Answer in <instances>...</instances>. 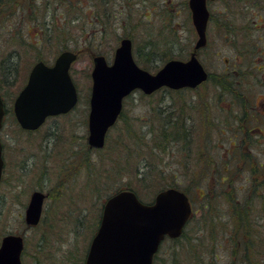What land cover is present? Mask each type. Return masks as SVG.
<instances>
[{"label":"rangeland","instance_id":"374dc122","mask_svg":"<svg viewBox=\"0 0 264 264\" xmlns=\"http://www.w3.org/2000/svg\"><path fill=\"white\" fill-rule=\"evenodd\" d=\"M75 1L80 4L82 22L79 18L78 22L72 20V26L62 24L64 18L80 14L75 9ZM125 1L110 0L103 7L116 17H110L107 24H89L92 0H14L11 13L4 12L5 17H0V90L8 109L0 129L4 158L0 181V240L7 233L23 234L21 264H84L103 204L116 187L140 186L138 197L151 202L166 187L160 185L171 181L161 180L158 169L153 170L157 176L155 183L148 178L136 179L135 169L140 177L148 168L144 156L150 168L152 160L158 161L163 177L174 176L181 189L188 187L194 213L186 227L187 233L192 237L202 234L203 245L211 241L208 231L212 227L204 221L207 208L214 214L219 210L215 239L221 247L217 248L220 256L215 264L229 262L226 250L229 244L218 233L221 225L230 221L225 216L229 201L236 197L255 206L261 199L255 196L253 200V193L248 197L246 194L253 191V185L256 191L264 193V165L260 166L264 164V29L262 32L252 29L251 20L250 24L246 23L248 27L239 31V21L234 19L237 22L233 25V34L238 41L243 33V37L250 38L255 59L251 54H243L233 64L232 54L237 56L238 51L242 54L247 47L237 49L225 41L213 22L207 28V45L197 55L214 76L220 75L228 61L231 62L233 76L241 72L240 89L233 87L231 91L228 85L222 86L217 81L212 82V89L208 81L195 89H161L150 95L134 90L123 100L121 115L108 131L104 146L88 148L92 56L101 53L110 63L120 39L130 37L138 65L155 72L169 57L188 58L197 38L187 0H129V10L117 7ZM258 1L261 3L256 6L263 12L258 16L262 19L264 0ZM219 3L220 0L212 1L210 9L220 6ZM29 10L32 15L28 19L24 14ZM44 23H53L52 29L41 30ZM64 25L69 27L68 33L63 31ZM97 29L106 31L95 40L87 41L84 34ZM65 42L68 49L78 52L70 66L78 91L77 104L67 114L49 117L36 130H23L13 113V100L39 57L51 63ZM73 43L80 48L72 47ZM143 62L151 67L146 68ZM153 108H161L165 119L172 117L170 110L175 112L176 117L185 120L184 128H190L189 134L181 136L169 152H162V160L150 151V145L135 148L139 127L147 130L160 116ZM206 173L208 178L204 179ZM33 190H41L46 195L39 222L27 228L24 214ZM174 243L171 239L162 242L156 264L170 261L169 252L176 249Z\"/></svg>","mask_w":264,"mask_h":264},{"label":"water","instance_id":"95a60500","mask_svg":"<svg viewBox=\"0 0 264 264\" xmlns=\"http://www.w3.org/2000/svg\"><path fill=\"white\" fill-rule=\"evenodd\" d=\"M208 0H188L192 25L197 34L187 59L170 58L155 72L139 66L132 53V41L122 37L113 59L97 53L92 56L91 90L87 118V143L101 148L108 129L116 122L123 98L135 89L150 94L161 87H196L208 74L197 57V49L207 42ZM77 51L62 50L51 64L37 60L27 81L13 100V113L22 129H37L48 116L70 111L78 93L70 75ZM5 106L0 95V128ZM0 141V179L3 172ZM45 193L33 190L25 208L24 222L35 226L39 220ZM186 193L168 187L156 193L152 202L141 201L129 189L108 196L103 204L98 227L93 234L84 264H152L154 254L165 237L181 234L191 214ZM24 241L21 233H7L0 240V264H21Z\"/></svg>","mask_w":264,"mask_h":264},{"label":"trees","instance_id":"16d2710c","mask_svg":"<svg viewBox=\"0 0 264 264\" xmlns=\"http://www.w3.org/2000/svg\"><path fill=\"white\" fill-rule=\"evenodd\" d=\"M11 1H14V0H7V1L0 0V17L1 16L5 17L6 15L5 13L8 11H9L8 13H11L12 8H13L12 6L13 2ZM128 1L129 0H126L124 4H121L120 6H117V7H121L122 9L127 8L129 10L130 5ZM220 2L221 4L219 3L220 6L218 7L214 6V8L212 9H210L209 7L210 16H209L208 26L211 27L212 25L211 23L213 22L220 36L223 37L225 41L231 42V44H233L235 48L238 49V46H243V45L247 47L245 51L243 50L242 54H241V51H238L239 53L237 54V56L235 53L232 54V60L234 61L232 62L233 64L236 62V57L242 56L243 54L244 56L247 54H251L253 56V59H255L256 54L253 51H251L250 49L251 46L249 45L251 42L249 40L250 38L248 36L243 37L245 35V33H243V36L241 39H239L240 41L239 42L234 37L233 31L235 30V28L233 25H236L235 22L239 21L238 30L243 31L246 28V26L248 27L247 24L251 23L250 22L251 20L252 29L262 32L264 29V14H262L261 16L262 19H260V16L258 15L263 12L261 9H258L256 6V3H261V2L258 0H220ZM109 3H110V0H92V5H90V15L92 17V22H90L89 24H93V23L107 24V22H110L109 21L110 17L116 18L113 14H108L106 9L103 8L104 6L109 5ZM75 9L80 14H75L73 17L69 16L70 18H64V21L62 22V24L65 23V25L70 24L72 26V20L78 22L80 18L79 16H83V14L81 13L80 4L77 1H75ZM248 9H250L251 11H255V12L250 13ZM248 12H249V16H248L249 20L246 19ZM24 15L27 16V18L29 19L32 13L29 10ZM8 16L10 15L8 14ZM97 19L99 20L97 21ZM234 19L237 21H235ZM80 22H82L81 18H80ZM29 24L33 25L31 21H29ZM65 25L63 27V31L65 33H68V30L66 28H69V27ZM44 26L45 27L43 28L41 27V30L45 29V31L47 30L48 32V30L52 29L51 27H53V23L52 24L44 23ZM80 26H82L81 28L83 29L84 26L83 25H80ZM27 29H28V25H27ZM91 29H94V28H91ZM41 30L40 29L37 30L34 36H37L38 31H41ZM105 31L106 29H97V31L92 30L91 32H87L84 35L86 36L87 41L90 40L91 38L95 40L97 38V35L99 36L100 33L105 32ZM77 43H73L72 47L80 48L77 46L78 45ZM252 45L253 47L256 46L255 44H252ZM67 46L69 48V45H66V42H65V44H63V47L61 48L60 51L64 49H68ZM9 55H11V53H9ZM169 58H172V57H169ZM38 60H43L46 63L49 62L47 59H43V57H39ZM136 61H138V59H136ZM164 62L165 61H163V63ZM230 63L231 62L228 61L222 73L220 75H217L218 79H216L217 76H214V74H212L211 71L209 72V77H208L209 80L207 81H211L212 89L214 87V84H213L214 81L215 82L217 81L222 86L228 85L229 88L235 87L236 90L242 87L241 82H240L241 79L239 78L240 76L239 73L241 74V72L237 71L238 74H236V76H233V72L230 69V65H229ZM143 64L146 66V68L151 67L147 62H143ZM160 66H158L157 69ZM203 85L205 86L206 83ZM161 89L172 90V89L165 88V87ZM0 94L3 97L1 90H0ZM3 99H4V104H5V111H8L6 107V102H5L6 99L4 97ZM153 109H154V112L159 113L160 116L155 118L154 120L155 125L148 126L147 130L145 131L141 130L139 127L140 135L137 136L136 141L138 143L135 144V148L139 149L142 146L144 147V146L150 145L149 146L150 151H153L154 153H156L157 156L160 158L162 152H169L171 149V146L177 144L182 139L181 136L185 137V135L188 133L190 128L189 129H186V127L184 128L185 120L184 119L182 120V117H176L175 112H171L170 110L169 114L172 115V117L170 118L169 116V117H166L167 119H165V117L162 114L163 111H161L162 110L161 108L159 110L155 108ZM174 116L176 117L175 119H174ZM146 135L148 136L147 138L145 137ZM144 158H145L144 159L145 165L148 168L145 170V172L141 173L142 175L140 177L138 176L140 172L137 169H135L133 171V174L135 175L136 179L140 180V178L141 179L148 178L153 183H155L154 177L157 179V176L155 175V172L153 170L158 169V171L157 170L156 171L158 173V177H160L161 180H164V181H166L167 179L171 180L167 182V184H161L160 186H166L165 188L167 187H176L179 189L182 188L180 187L182 185L180 184L178 180L174 178V176L165 178L161 175L162 170L159 169L157 166L158 161L152 160V164L150 168L149 164L146 161L145 156ZM160 160L162 159L160 158ZM263 165H264L263 163H260V166H263ZM253 172L255 174V171ZM205 178H208L207 173L204 176V179ZM224 179H226V177H224ZM223 180H220V181H223ZM139 187L140 186L134 187V185H130L126 187L124 184L123 186L116 187L114 192H117L122 189H130L139 196L140 195ZM183 188L184 189H181V190L187 193L188 187L184 186ZM252 190L253 191L251 193L246 194L247 195L246 197H248L249 195L253 193L252 194L253 200L255 196H257L256 198L261 199L259 204L252 206L250 203H248V200L241 202L239 201L238 198L235 197V198H232L231 201H229L230 207L225 208V212H226L225 216H227L228 220L230 221L222 224L218 233L223 234V238L225 239V242L229 244L228 246L229 248L226 249L227 251H229V262L227 264H264V193L256 191V189L254 188V185H253ZM258 193H261V194H258ZM207 211H208V215L206 218H204V221H207V224H209L212 227V230L210 232L207 230L211 236L210 243L206 242L204 243V245L201 244L200 240L203 237V235L200 233H198L194 237L188 235L186 227L189 221L191 220V217H192L191 215V217L189 218L180 236L176 238H166V239H171L173 242H175L174 245L176 246V249H171V251L169 252L171 259L169 262L167 260L165 264H215V261L219 259L220 254H218L216 251L218 250L217 248L221 247V243L215 239V235L217 234L215 226H218V222H220L219 220L218 221L216 220L218 216L220 215V213H219V210H215L217 214H214L211 212V209L209 208H207ZM98 223H99V220H98ZM0 233H1V230H0ZM198 245H201L203 247L199 248ZM38 251H40L39 248H37V252ZM204 252H206V254H204ZM215 257H216V260H215ZM157 258H158V252L154 256L153 264H156L155 262L157 261Z\"/></svg>","mask_w":264,"mask_h":264},{"label":"bare ground","instance_id":"6f19581e","mask_svg":"<svg viewBox=\"0 0 264 264\" xmlns=\"http://www.w3.org/2000/svg\"><path fill=\"white\" fill-rule=\"evenodd\" d=\"M188 1V0H187ZM131 41H132V39H131ZM225 91H227V90H225ZM231 91H232V88H231ZM232 93H234V92H232ZM190 107V106H189ZM162 111V110H161ZM164 112V111H163ZM67 174H69V173H67ZM63 189V188H62Z\"/></svg>","mask_w":264,"mask_h":264}]
</instances>
